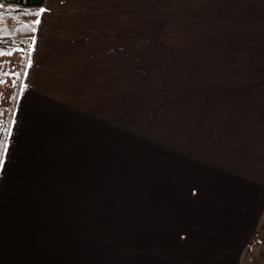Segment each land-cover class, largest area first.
Wrapping results in <instances>:
<instances>
[{"label":"rangeland","instance_id":"374dc122","mask_svg":"<svg viewBox=\"0 0 264 264\" xmlns=\"http://www.w3.org/2000/svg\"><path fill=\"white\" fill-rule=\"evenodd\" d=\"M114 4L121 41L136 44L132 53L123 45L121 93L107 102L116 133L107 128L100 181L91 175L85 191L67 195L75 264H264V158L255 152L264 127L248 126L244 88L264 76V0ZM15 15L10 27L27 20ZM24 40L12 56L0 51V137ZM231 224L256 235L236 254L226 245ZM216 228L222 234L207 241Z\"/></svg>","mask_w":264,"mask_h":264},{"label":"crops","instance_id":"0c3cea01","mask_svg":"<svg viewBox=\"0 0 264 264\" xmlns=\"http://www.w3.org/2000/svg\"><path fill=\"white\" fill-rule=\"evenodd\" d=\"M114 3L106 0L101 8L96 0H45L42 6L8 126V151L0 163V264H75L74 231L65 229L71 219L62 218L67 215L66 200L74 201L67 195L85 191L91 175L100 181L107 128L116 133L107 102L114 107L121 93L123 45L129 46L124 52L132 53L136 44L121 41ZM107 19L108 31L107 25H99ZM257 78V85L244 87L249 92L245 110L252 104L245 120L249 127L261 128L264 76ZM256 111L260 113L253 116ZM255 152L264 158L261 148ZM261 163L258 175L264 171V160ZM257 179V195L264 200L263 177ZM255 220L260 222L259 217ZM231 228L225 226L224 232L235 254V245L247 246L256 237L255 232ZM219 234L216 228L206 240ZM179 261L185 264L180 256Z\"/></svg>","mask_w":264,"mask_h":264},{"label":"trees","instance_id":"16d2710c","mask_svg":"<svg viewBox=\"0 0 264 264\" xmlns=\"http://www.w3.org/2000/svg\"><path fill=\"white\" fill-rule=\"evenodd\" d=\"M44 2L45 0H0V51H2V55L4 53L5 55L12 56L14 53L13 46L15 45L16 40L19 38L25 39L22 42L25 50H23V61L20 75L17 80V87L12 100L11 113L4 129L8 128L15 109L20 83L23 79L29 58L30 43L32 36L35 33L37 20L40 16ZM18 13L25 15L27 20H23L18 25L16 24L10 27L11 25H9V21H12L10 19L17 16L15 14ZM32 17H34V19H31ZM3 136L4 131H2L1 137Z\"/></svg>","mask_w":264,"mask_h":264},{"label":"snow or ice","instance_id":"6c2138e0","mask_svg":"<svg viewBox=\"0 0 264 264\" xmlns=\"http://www.w3.org/2000/svg\"><path fill=\"white\" fill-rule=\"evenodd\" d=\"M3 131L4 136L0 137V158H2L4 153L8 151L9 140L7 139V137L11 135L10 128H6Z\"/></svg>","mask_w":264,"mask_h":264}]
</instances>
